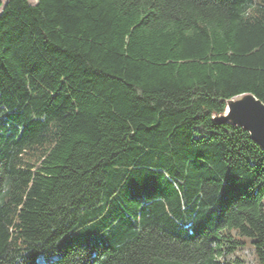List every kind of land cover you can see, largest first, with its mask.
I'll use <instances>...</instances> for the list:
<instances>
[{"label":"trees","instance_id":"16d2710c","mask_svg":"<svg viewBox=\"0 0 264 264\" xmlns=\"http://www.w3.org/2000/svg\"><path fill=\"white\" fill-rule=\"evenodd\" d=\"M264 0H0V264H264Z\"/></svg>","mask_w":264,"mask_h":264},{"label":"water","instance_id":"95a60500","mask_svg":"<svg viewBox=\"0 0 264 264\" xmlns=\"http://www.w3.org/2000/svg\"><path fill=\"white\" fill-rule=\"evenodd\" d=\"M214 119L242 128L264 150V103L251 93L226 100L223 113L214 115Z\"/></svg>","mask_w":264,"mask_h":264},{"label":"rangeland","instance_id":"374dc122","mask_svg":"<svg viewBox=\"0 0 264 264\" xmlns=\"http://www.w3.org/2000/svg\"><path fill=\"white\" fill-rule=\"evenodd\" d=\"M2 4L6 2V0H1ZM31 4L35 3L36 0H29ZM241 259L243 261V264H257V261L255 259V256L253 255L252 250L249 247L244 248L241 251Z\"/></svg>","mask_w":264,"mask_h":264}]
</instances>
